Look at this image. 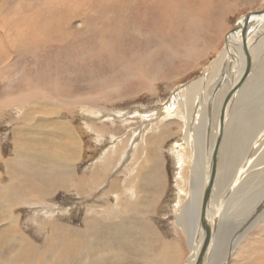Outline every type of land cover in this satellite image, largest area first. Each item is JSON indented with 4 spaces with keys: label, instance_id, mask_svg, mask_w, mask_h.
I'll return each instance as SVG.
<instances>
[{
    "label": "bare ground",
    "instance_id": "bare-ground-1",
    "mask_svg": "<svg viewBox=\"0 0 264 264\" xmlns=\"http://www.w3.org/2000/svg\"><path fill=\"white\" fill-rule=\"evenodd\" d=\"M155 1H158L161 4H156L153 8H151V10L153 9L156 11L159 9L160 12L158 11L157 13H159L160 15L157 16V20H155L153 24L150 21V17V20L144 19L146 26H148L149 28L147 29L148 31L146 34H144L142 31H139V33H137V46L135 44L131 45V43L129 42L132 38H130L128 41L126 40L128 39L127 35H124L123 33L120 34L118 32V38H116L115 42H112L108 39L106 40L105 38V40H102L100 42L101 51L94 53L95 56L91 57L92 61L98 60L101 57L103 58V64L107 65L108 59L104 54L107 53L113 56V59L110 63V69L118 68V72L116 73V75H118V78L121 82H124V85L126 87L124 88L123 86L121 91L115 92L119 97L120 95H125L124 97L136 95L137 93H139L142 87L143 89H150V86L147 85L146 82L137 74L143 71V65H145L147 69H150V64L156 62L157 57L156 49H153L152 51L149 50L148 53H139L136 51L135 53H131L125 51V53L123 54L120 50L122 46L127 45L126 47H124L125 49L133 48L142 51H145L149 48L151 49L156 46L158 49H161L162 53H165V55L159 59V65L161 68L167 69L169 67L170 69H173L175 67L174 69H176L177 72H183L186 67L190 66L189 63L191 58L189 57V59L187 56L193 54H190V52L192 51L189 50V48H187L185 44H178V39L181 38V31L179 28H176L178 20L168 19V17L171 14L179 12L178 14L180 16V22H186L189 27L195 28V32H197V29L203 28V22L201 19L196 17V14L199 13L200 10H207L208 8L204 7L203 4H208L209 7H213V5H216V3H214V0H207V3L206 0H151L150 3L154 4ZM111 4L112 6H114L115 4L119 5L114 1H111ZM153 4L151 5V7L153 6ZM72 6L70 4V7ZM101 6L103 9L102 14L105 15L106 13L104 11L103 3H101ZM167 6H169L170 8L165 9ZM105 20L107 22L111 21L108 17H106ZM144 20L142 19V21ZM100 21H102L101 15H99L95 19V24L90 29L96 30L104 26V22L102 21V23H100ZM114 21L116 22V20ZM131 21H133V19H131ZM10 23L12 24V22ZM188 25H186L188 29H186L185 32L189 30ZM258 25H264V13L262 14L261 12H253L243 15L241 20L237 21L231 31L227 33L225 42L226 47L221 51L219 55L220 59L218 58L213 60L211 65L204 72L205 74L203 76L193 81L179 84L173 89L174 91L168 98H166L163 102L158 103L154 108H134L133 111L125 113V117L119 119L122 123L121 128L124 129L125 125L127 128L131 129L130 134H134L137 137H134V139L131 140V147H129L128 145L130 144V139L128 142L127 138H125V135L121 136L123 135V133H119V135L114 134L109 142V144H112V146L106 149L102 148L100 150L98 159L95 161H100L101 159L102 161H104V157L106 158L113 156L112 162L107 163L106 165V167L110 168L109 172L111 174L112 172H114V169H118L121 172L122 169L124 171V168L125 170L128 169L130 166L129 157L133 155L134 157L131 159L133 170L128 175L129 188L126 190L120 184L121 179L119 178V175L114 177V179L111 181L110 177L107 176L106 182L110 181V183L105 193L106 201L104 212L105 218H107L106 223L100 220L97 222H92L86 230L84 229L85 231L83 235L81 232H75V230H71L70 228H65L66 230L63 232L60 225L52 224L50 225L51 228L49 229V234L46 235L42 240L43 243H38L28 240L24 234L20 233L19 230L21 228L19 227L22 224H19V218L21 214L17 216L11 214V222L14 221V223L18 225L19 230L11 231L13 234L12 236L14 237L10 241V243H7V241H5L3 237H0V264H14L15 262L16 264H61L62 260L64 264H67V262L69 264H98V262H109L114 260L119 263L118 260L126 262V259H128V254H126L127 249L125 246H130L131 244H133V247L136 250L139 247V240L141 238H143V240L147 239L156 243H161L164 238H161L158 232V228H155L156 225L151 227L155 228L153 232H145L142 229L143 227H146L144 226L145 224L142 225L135 218L137 209L143 208V211L145 212V214H147L145 215L147 217L144 216V220L149 222L151 221L150 218L154 212L153 209H155L157 205L159 206V199L163 196V174L162 172L160 173V158L158 156L152 158L148 157V159H145V161L142 162L141 166H138L140 165V157H137L138 155L135 153H138L137 151L139 147L140 149L142 147L140 146L139 139L142 140V136L144 134L141 135V133L147 131V128L150 125L158 123L159 120L167 121L169 119L176 118V111L185 114L186 119L184 130L185 132L183 133L184 137L178 136L174 140L175 142L172 145V148L178 151L175 154V156L178 157V159L176 160V166L178 165V171L176 174L177 176L181 175V167L183 166V162L187 161H184V157L180 150L188 146L193 150L192 156L196 154L197 150V157L194 156L193 158L195 160L192 164L193 167H191L192 171L190 173V176L181 178L184 186L187 183L188 185H190L189 190L186 191L183 188L184 186H181L182 188L176 187L175 194H173L174 196H172L171 201V204L175 207L173 221L175 222V225L178 226L184 233L188 241L189 249L191 250L190 256L186 261L183 262V264H197L198 260L200 259L206 237V231L203 225L209 228L210 239L205 249V254L203 255V258L201 260V264H208L207 260L209 257H211L210 264H218L216 258L220 253H222L223 246L227 247L223 255V259H225V254L228 253V251H230L229 260L238 255L241 250L243 251L246 247L245 245H243V240L247 237V235H249L248 233L252 230V227L254 229L258 225H260L262 221L264 222V110H261L264 108V96L261 98L263 102L260 103V105L257 107L259 109H256V111L253 113V116L256 118V120L249 121L245 124H238L237 117L241 112H238V114L236 113L234 117H230V113L232 114L233 112H230V108L238 99L236 97L241 89H245L250 92L254 91L256 88H258V86L263 85L262 81L260 80L262 74L257 76V73L262 68H260V70L258 71L256 70L254 73L252 65L250 64L249 68V64L247 63L249 57L251 58L252 55H254V53H256L258 50H262L261 47H264L263 43L260 45V41L262 38H259L258 36L259 32H261L260 29L256 30ZM116 28L117 27H115V29ZM51 30L52 32L55 30L54 25L51 26ZM126 30L128 31V29ZM17 31H19V29ZM148 32L150 33L149 36L147 35ZM39 34L42 35V31ZM128 34L130 35V37H132L133 35L132 33ZM262 34H264V32ZM56 38L57 37H55L54 39L56 40ZM42 40L40 42H42ZM32 41L35 40L33 39ZM20 42L22 43L23 40ZM17 45H14L9 35L0 33V55L6 58L9 57V68L7 69L9 70V75L11 73L13 74L12 71L18 69L19 65H22L23 63L27 64L28 61L26 56L24 58L20 56H14V54L16 53L14 49L15 46L17 48ZM175 46L180 47L182 51L181 54H178V52L173 53V48ZM152 55H154V59H151ZM224 56L227 58L231 57L233 61L230 62V60L225 59ZM13 57H15V61L11 62ZM240 61L242 63V66L240 70L235 73ZM222 64L223 68H221ZM29 66L30 65L27 64L24 66V68L22 67V72L19 75H16V80L14 79L15 82H8L9 86L6 89H2L5 96L8 94L9 95L1 100L0 109L7 108V106L12 105H29L30 101L40 94V101L44 103V108H38L37 110L33 109L30 112L31 114H34L33 121H35L38 114L45 116H51L52 114L55 117L58 116V118L61 120L63 119V121H67L65 128L70 127V122H68V120L65 119L64 116H60L59 112L57 111V109H59L61 105L64 106L66 102H63L64 100L59 97L55 98L53 95H49V93L62 94L57 81V79L60 77L59 73L56 72L57 69L55 67H50V73L45 74L44 76L43 74L38 73L39 76L37 77L40 78L41 76H43L42 79L45 81V83H40L39 81H37V78L34 79L33 76L28 74ZM153 69L159 71L160 68L154 66ZM220 70L221 72L218 75L219 77L217 78V81L215 83L211 82V79L207 77L208 74L210 72L216 73ZM223 70H230L229 74H233L236 77L235 80L230 84L229 88L227 87L226 90L223 89V86L226 84L228 78L227 74L225 72H222ZM13 75H15V73ZM112 77H116L115 74H113ZM158 79L164 80V77H157L156 80ZM262 80H264V77ZM251 82L253 83V90H250V86H248V83L251 84ZM19 85L21 87H19ZM137 85L138 87H142L136 88ZM33 88L43 90L45 91V93L41 94L38 90L32 91ZM47 90L49 93H47ZM201 90L205 91L206 99L204 101L202 100V102L199 103L196 99ZM36 91H38V94H34ZM243 98L244 100L247 98L246 94H244ZM95 99H98V97L89 96V101ZM49 105L52 106V108L49 110V114L46 115L47 111L45 110V107H48ZM246 105L243 107L244 109L248 107ZM216 106L218 107V115H216L217 113L215 112L217 119L214 117V119H212V117L210 118L208 117V115L210 111L213 112L215 110ZM262 106L263 108H261ZM11 112L13 111L11 110ZM0 114L1 117L8 116L10 118L11 116L10 114H5L3 110H0ZM112 116L114 117V115ZM119 116H121V114L117 115L116 117ZM99 117H105V115L99 114ZM110 117V115H107L103 119V121L114 119H109ZM27 118L29 119L28 116ZM207 119L208 122H206ZM29 120H31V118ZM29 120H27L24 125L31 127V122H29ZM63 121L61 123H63ZM214 121L215 130H212L215 132L210 133L211 128H213ZM10 123L13 125H18L17 127L21 125L13 119ZM83 124L88 128L94 125H88L85 122H83L82 125ZM33 126L35 128L37 126V122ZM138 128H141L139 132L137 131ZM159 129H162V127ZM17 130L15 131L17 132ZM103 130L107 131V126H105V124H102V131ZM30 131L33 132V129ZM182 131L183 130L181 129V132ZM99 132H101V128L97 127L93 134L90 135L92 137L96 136L97 138H99ZM12 139L14 141L15 138L12 137ZM24 139L26 141H32L24 137H21V139L17 138L16 140L19 141ZM77 140H75V142H80L82 140V136L79 132L77 133ZM135 142L137 143L135 144ZM208 142H210L211 145L206 146ZM22 144L25 143L22 142ZM72 150H74V148H72ZM203 150H206L204 169H202L201 166L204 155ZM131 151L133 152L131 153ZM84 153L85 152L81 153V155ZM54 158L47 155H44L43 157L30 156V153L23 150L22 147H19L13 160L11 159L9 160V162H5V165L9 167V177L13 176V180L15 181V183H1V185L4 186L0 192L1 220L6 219L9 215L10 207L12 205V202L13 204L15 203V198L22 199L24 197L20 196L22 195L20 193L23 189L26 188V186L21 185V183H19L17 180L29 178L28 175L30 170L26 168L28 161H32L33 163L36 161V164H38L40 163V160H42L43 163H49L50 168L45 172V174L49 177H53L56 174L55 167H58V165L54 161ZM84 158L85 157L83 155V159ZM190 159L193 160L191 158V155ZM78 162L79 161H77L74 165H70V168L73 171H70L69 167H59L62 170L61 174H67L68 182H70V172H72L73 174L77 172L76 166L78 165ZM113 164L114 166H112ZM92 171V178L90 179L91 187L94 186L96 180L99 178V174L95 170V164L92 168ZM56 176L57 175H55V178L53 180L60 181L61 178ZM79 178L80 177H78V179ZM78 183V181L75 182V187L78 186ZM254 187H257L256 190H253ZM252 190L254 191V193L248 195V193L250 194ZM114 191H116V193H114ZM124 192L125 196H128L126 197V199L128 200L126 201L127 203H125L124 210H121V201L124 198ZM183 192L185 194L184 200L180 198ZM141 193L143 194V196L148 195L150 198H152V200H144L143 198H141ZM227 201H229L228 206L230 207V210L228 211ZM140 205H142V207ZM231 210L236 212L233 213V211ZM249 210L252 212L248 213ZM91 211V209H88V213H91ZM130 216H133V229L131 230L129 228V224L132 220L131 218H127ZM235 221H239V223L237 222L238 224L234 225ZM167 222H170V220H167ZM99 224L103 227V229L100 228L101 230L98 229V231L101 232H97V226ZM9 226H11L10 228L15 229V227H13L10 223ZM41 227L45 229L46 225H42ZM3 232L9 233L6 229L1 228L0 235H2ZM102 232L104 233L102 234ZM230 240L232 241L231 243H229ZM166 247L167 249L166 251H164V255H158V258L160 260L177 261V264H179L181 262V259H179L180 250L175 247V244L173 246L166 244ZM5 249H8V251L3 252ZM144 251L146 254H148L149 248L147 246H144ZM96 257L99 258L95 259ZM244 258L248 260L246 264H264V236L259 237L256 245L245 248ZM166 263L169 262L166 261ZM143 264H154V262L149 263L147 259Z\"/></svg>",
    "mask_w": 264,
    "mask_h": 264
},
{
    "label": "rangeland",
    "instance_id": "rangeland-1",
    "mask_svg": "<svg viewBox=\"0 0 264 264\" xmlns=\"http://www.w3.org/2000/svg\"><path fill=\"white\" fill-rule=\"evenodd\" d=\"M111 1L117 2L119 5L115 4L112 6ZM150 2L151 0H0V33L9 35L14 45L18 44L17 48L15 46L14 50L16 53L14 56H20L23 58L25 56L27 57L29 61V63L27 61V64L30 65L28 68V74L33 76L34 79L37 78V81L40 83H45L42 77L45 74L50 73V67H55L57 69L56 72L59 73L60 76L57 81L62 94L49 93V89L47 90V93H49V95H53L55 98L59 97L64 100L63 102H66L64 106L60 104L61 108L59 107L57 111L59 112L60 116H64V118L70 122V127L65 128L67 121H63V119L61 120L58 118V116L55 117L52 114L51 116L38 114L35 121H33L34 114H31L30 112L33 109L37 110L38 108H44V103L40 101V94L36 98L32 99L29 105H12L7 106V108L0 109L3 110L5 114L7 113L11 115L9 118L8 116L1 117L0 114V192L4 187L1 185V183H15L13 176H11L12 178L9 177V167L5 165V162H9L11 159L13 160L19 147H22L23 150L30 153V156L43 157L44 155H47L53 158L58 157L54 158V161L58 165V167H55V175H57L56 177L61 178L60 181H55L53 180L55 175L53 177H49L45 174V172L50 168L49 163H43L42 160H40V163L38 164H36V161L34 163L32 161H28L26 168L30 170L28 175L29 178L17 180L19 183H21V185L26 186V188L20 193L22 194L20 196L24 197L22 199L15 198V203L13 204L12 202L7 218L4 220L0 219V229L4 228L9 232H3L0 237H3L7 243H10L14 237L12 236L13 234L11 231H18L19 228H21L19 230L20 233L24 234L28 240L43 243L42 240L46 235L49 234V229L51 228L50 225L52 224L60 225L63 232L66 230L65 228H70L71 230H75V232H81L83 235L84 231L91 225L92 222H97L100 220L106 223L107 218H105L104 212L106 201L105 193L110 181L119 175V178L121 179L120 184L126 190L129 188L128 175L133 170L131 164V159L134 157L133 155L129 157L130 166L128 169L125 170L123 167L124 171L122 169V172L118 169H114V172L111 174L109 172L110 168L106 167V165L107 163L112 162L113 156L106 158L104 157V161H102V159L100 161H95L98 159L100 150L102 148L106 149L112 146V144H109V142L114 134L119 135V133H123L121 136L125 135V138H127L128 142L130 139V144L128 145L129 147H131V140H133L134 137H137L134 134H130L131 129L127 128L125 125L124 129H122V123L119 119L125 117V113L133 111L134 108H154L158 103L163 102L166 98H168L174 91L173 89L179 84L193 81L203 76L205 74L204 72L211 65L212 61L218 59L221 51L225 49L226 35L231 31L234 24L237 21H240L243 15L259 12L264 8V0H214L216 5L209 7L208 4H203L204 7H208L207 10H200V12L196 14V17L201 19L203 22V28L197 29V32H195V28L189 27L186 22H180V16L178 14L179 12L169 15L168 19L178 20L176 28H179L181 31V38L178 39V44H185V46L192 51L190 54L193 55L187 56L188 58H191H189L190 66L186 67L183 72H177V70L174 69L175 67L173 69H170L169 67L167 69L161 68L159 65V59L165 55V53H162L161 49H158L156 46H154L151 49L149 48L145 51H142L133 48L125 49L124 47L127 45H124L120 49L123 54L125 51L131 53H135V51L139 53H148L149 50L152 51L153 49H156L157 57L156 62L150 64V69H147L146 66L143 65V71L137 74L146 82L147 85L150 86V89H143L142 86L138 87L137 85L136 88L142 87L139 93L136 95H131L130 97H124L125 95H120L119 97L115 92L121 91L123 86L124 88L126 87L124 82H121L118 78V75H116L118 68L110 69V63L113 59V56L107 53L104 54L108 59L107 65L103 64V58L100 57V59L92 61L91 57L95 56L94 53L101 51L100 42L102 40H105L106 38V40L108 39L112 42H115L119 33L127 35L128 39L126 40L128 41L130 38H132L129 42L131 45L135 44L137 46V33L142 31L144 34H146L148 31L147 29L149 28L146 26L144 19L150 20L151 18L150 21L153 24L154 21L157 20V16L160 15L157 13L159 9L155 11L153 9L151 10V8H153L156 4L161 3L155 1L154 4L152 3L153 6L151 7L152 4ZM101 3H103L104 11L106 13L105 15L102 14L103 9ZM70 4L73 6L70 7ZM167 8L170 7L167 6L165 9ZM99 15H101L104 26L96 30L90 29L95 24V19ZM106 17H108L111 21L107 22L105 20ZM131 19H133V21H131ZM142 19L144 21H142ZM114 20H116V22ZM124 20L127 22V24ZM102 21H100V23H102ZM10 22H12L13 25ZM52 25L55 26V30L53 32L51 30ZM186 25L189 27L187 32H185V30L188 29ZM16 27L19 29V31H17L18 29ZM115 27L117 28L115 29ZM263 27L264 25H258L256 30L260 29L261 32L258 34L259 38H262L260 45L263 43L264 46V34H262L264 32ZM105 29H108L109 31H106ZM126 29H128V31ZM41 31L43 33L42 35L39 34ZM128 33H132V37H130ZM147 35L149 36L150 33L148 32ZM41 36L44 37L42 38ZM55 37H57V42L54 39ZM33 39L36 41V43L35 41H32ZM22 40L23 42L21 43L20 41ZM41 40L42 42H40ZM261 49L262 50H258L256 53H254L251 58L248 55L249 60L247 63L249 64V68L250 64L252 65L254 73L256 70L258 71L260 68H262L257 73V76L262 74L260 80L262 81L263 85L258 86V88H256L254 91L250 92L245 89H241L236 97L238 99L230 108V112L233 111L232 114L230 113V117H234L236 113L238 114V112H241L237 117L239 125L256 120V118L253 116V113L256 111V109H259L257 107L263 102L261 98L264 96V80H262L264 77V47H261ZM175 52H178V54L182 53L179 46H175L173 48V53ZM224 58L230 60V62L233 61L231 57L227 58L224 56ZM151 59H154V55L151 56ZM13 61H15V57H13L11 60V62ZM27 64L23 63L22 65H19L18 69L12 71L13 74L15 73V75L12 73L9 75V70H7L9 68V57L6 58L0 55V70H3L0 71V102L9 95L8 94L5 96L2 89H6L9 86V83L15 82L14 79L16 80V75H19L22 72V67L24 68V66ZM154 66L159 67V71L154 70ZM241 66L242 63L240 61L235 73L240 70ZM221 68H223V64ZM220 72L221 70L216 73L210 72L207 77L211 79V82L215 83ZM222 72H225L228 78L226 84L223 86V89L226 90L236 77L233 74H229L230 70H223ZM38 73L43 74V76L40 78L37 77L39 76ZM113 74H115L116 77H112ZM157 77H164V80H156ZM105 80H108V84ZM248 86H250V90H253L252 82L251 84L248 83ZM19 87L21 86L19 85ZM33 90H38L41 94L45 93V91L38 88H33L32 91ZM38 91H36L34 94H38ZM244 94L247 96L245 100L243 98ZM89 96L98 97V99L89 101ZM205 99V91L201 90L196 100H198L200 103ZM245 105L248 106L246 109L243 108ZM263 106L261 108H263ZM51 108L52 106L50 105L45 107V110L47 111L46 115L49 114V110ZM11 110L13 112H11ZM261 110H264V108ZM215 112L217 113L216 115H218L217 106L213 112L210 111L208 117H212V119L216 118L217 116L215 115ZM99 114L105 115V117L110 115L111 117L109 119H114L103 121L105 117H99ZM119 114H121V116L116 117ZM112 115H114V117ZM27 116L29 119L31 118V120H29ZM12 119L21 125L17 127L18 125L11 124L10 122ZM173 119H169L167 121L159 120L158 123L150 125L147 128V131L144 133L142 132L141 135L144 134L142 136V140L139 139L140 146L142 147L141 149L139 147L137 151L139 154L135 153L138 155H136L137 157H140V165L138 166H141L142 162H144L145 159H148V157L152 158L158 156L160 158V173L162 172L163 174V196L159 199V206L157 205V207L153 209L154 212L151 215V221L148 222L144 220V216L147 214H145L143 208L137 209L135 218L142 225L145 224L144 226L146 227L142 228L145 232H153L155 228H158L161 238H164L163 241L159 240L161 243H156L154 241L147 239L143 240V238H141L139 240V247L136 250L133 247V244L130 246H125L127 249L126 254H128V259H126V262L118 260V263L116 260H114L109 262H98V264H143L147 259L149 263L154 262V264H177V261L160 260L158 258V255H161L164 253V251H166V244L170 246L175 244V247L180 250L179 259H181V262L179 264H183V262L186 261L190 256L191 250L189 249L187 238L185 237L182 230L176 226L175 222L173 221L175 207L171 204V201L172 196H174L173 194H175L176 191L175 188H182L184 186L181 178L190 176L192 171L191 167H193L192 164L195 160L193 158L194 156L197 157V150L194 156H192V148H189L188 146L180 150L184 157V161H187L183 162V166L181 167V175L177 176L176 174L178 171V165L176 166V160L178 157L175 156V154L178 151L173 149L172 145L178 136L184 137L183 133L185 132L184 130L186 123L185 114L176 111V118ZM27 120L31 122V127L24 125ZM62 121L63 123H61ZM36 122L37 126L34 128L33 125L36 124ZM83 122L87 123L88 125H94L88 128L84 124L82 125ZM206 122H208V119ZM102 124L107 126V131H102ZM97 127L101 128V132H99V138L96 136H94V138L90 134H93ZM161 127L162 129H159ZM214 127L215 121L213 122V128H211L210 133L215 132L213 131L215 130ZM32 129L33 132L30 131ZM140 129L141 128H138L137 131L139 132ZM181 129L183 130L182 132ZM15 130H17L18 133ZM78 132L82 136V140L80 142H75V140H77ZM12 137L15 138L14 141ZM21 137L32 141H26L25 139L19 141L16 140L17 138L21 139ZM22 142L25 144H22ZM136 143L137 142H135V144ZM209 145H211L210 142L206 144V146ZM72 148H74V150H72ZM83 152L85 153L81 155ZM132 152L133 151H131V153ZM203 154V162L201 163L202 169L205 167L204 160L206 150H203ZM83 155L85 157L84 159ZM190 155L193 160L190 159ZM77 161H79L78 165L76 166L77 172L74 174L70 172V182H68L67 174H61L62 170L60 168H70V165H74ZM94 164L95 170L99 174V178L96 180L94 186L91 187L90 179L92 178L91 173L93 172L92 168ZM112 166H114V164ZM70 171L73 170L70 168ZM107 176L110 177V181L108 182H106ZM78 177L80 178L78 179ZM76 181L79 183L78 186L75 187ZM189 186L190 185L187 183L183 188L188 191ZM256 188L257 187H254L253 190H256ZM253 190L250 192V194L248 193V195L253 194ZM184 192L180 196L182 200L185 199ZM114 193H116V191H114ZM142 193L141 198L147 201L152 200V198H150L148 195L143 196ZM126 197L128 196H125L124 192V198L121 201V210H124L125 203H127L126 201L128 199H126ZM228 203L229 201H227V211L230 210ZM140 206L142 207V205ZM88 209H91L93 212L91 211V213H88ZM235 212L236 211H233V213ZM250 212L252 211L249 210L248 213ZM11 214L15 216L21 214L19 218V224L22 225H20L19 228L18 225L14 223V221L11 222ZM132 217L133 216L127 217L131 218L132 220L129 224L130 230L133 229ZM167 220H170V222H167ZM237 222L239 223V221H235L234 225H237ZM9 223L15 227V229L10 228L11 226H9ZM42 225H46V228L43 229L41 227ZM155 225V228H151ZM97 227V232H101L98 231V229H103V227L100 224ZM103 233L104 232H102V234ZM263 233L264 222L262 221L260 225L254 229L252 227V230L248 233L249 235H247V237L243 240V245L246 247L256 245L259 237L264 236ZM231 242L232 241L230 240L229 243ZM144 246L149 248L148 254L145 253ZM226 249L227 247L223 246L222 253H220L216 258L218 264H246L248 261L244 258V250H241L240 253L231 260H229L230 251H228V253L225 254V259H223ZM7 251L8 249H5L3 252ZM98 258L99 257H96L95 259ZM166 261L169 263H166ZM207 263H211V257L208 258ZM14 264H16V262ZM61 264H64L63 260L61 261ZM67 264L69 263L67 262Z\"/></svg>",
    "mask_w": 264,
    "mask_h": 264
},
{
    "label": "water",
    "instance_id": "water-1",
    "mask_svg": "<svg viewBox=\"0 0 264 264\" xmlns=\"http://www.w3.org/2000/svg\"><path fill=\"white\" fill-rule=\"evenodd\" d=\"M259 12H261L262 14L264 13V8L261 10V11H259ZM250 17V16H249ZM249 19V18H248ZM203 227H204V229H205V231H206V237H205V241H204V247H203V250H202V252H201V257H200V259L198 260V262H197V264H201V260H202V258H203V255L205 254L204 252H205V249H206V247H207V245H208V243H209V239H210V231H209V228H207L206 226H204L203 225Z\"/></svg>",
    "mask_w": 264,
    "mask_h": 264
}]
</instances>
